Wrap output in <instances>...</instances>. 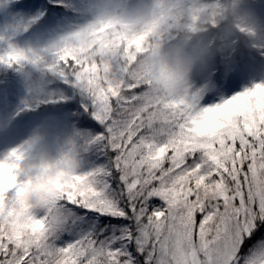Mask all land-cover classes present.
<instances>
[{"label":"snow or ice","instance_id":"1","mask_svg":"<svg viewBox=\"0 0 264 264\" xmlns=\"http://www.w3.org/2000/svg\"><path fill=\"white\" fill-rule=\"evenodd\" d=\"M202 4L0 0V66L62 86L35 105L75 109L84 163L36 216L0 165V264H264V77L168 96L146 70Z\"/></svg>","mask_w":264,"mask_h":264},{"label":"clouds","instance_id":"2","mask_svg":"<svg viewBox=\"0 0 264 264\" xmlns=\"http://www.w3.org/2000/svg\"><path fill=\"white\" fill-rule=\"evenodd\" d=\"M94 2L118 9L121 0ZM165 2L128 0V8L147 11L153 4ZM258 2L203 0L196 19L174 14L173 27L164 31L158 55L146 57V70L153 73L156 86L168 96H178L193 85L208 83L217 72L240 70L245 57L250 61L259 58L264 77V14L258 10ZM0 165H14L12 173L22 189L17 196L16 214L27 212L32 216L38 215L84 167L78 158L73 126L52 114L41 116L18 138L0 139ZM3 174L0 168V176Z\"/></svg>","mask_w":264,"mask_h":264},{"label":"trees","instance_id":"3","mask_svg":"<svg viewBox=\"0 0 264 264\" xmlns=\"http://www.w3.org/2000/svg\"><path fill=\"white\" fill-rule=\"evenodd\" d=\"M258 10L261 14H264V0H259ZM241 64H245L248 69L261 70L259 58L256 61H250L245 57ZM24 77H26L28 85L18 89L16 83ZM24 89L21 103L17 104L13 102V97L16 94H22L21 92ZM61 91H63L62 86H58L55 82L42 78L38 73L29 68L16 71L0 66V123L5 125L6 132H8L11 127L25 129V127L30 126L41 116L52 114L58 121L79 127L71 118V112H74L75 109L69 111L64 105L60 104L42 103L38 106L32 104L33 99L40 98L48 93H59ZM25 103L32 105L30 110L25 108ZM22 106H24L23 111L20 110Z\"/></svg>","mask_w":264,"mask_h":264},{"label":"rangeland","instance_id":"4","mask_svg":"<svg viewBox=\"0 0 264 264\" xmlns=\"http://www.w3.org/2000/svg\"><path fill=\"white\" fill-rule=\"evenodd\" d=\"M8 19H9V17L7 15H4L3 19L0 20V24L6 23L8 21ZM236 73H239L243 76V82L244 83H247L249 80H258L261 78V70L254 69V68L248 69V67H246L245 64H241L240 70L236 71ZM16 84H17L18 89H20L23 86L28 85L26 77L22 78V80L19 79ZM24 91H25V89L22 90V92H21L22 94H16V96L13 97V99H14L13 102L20 104L22 101V99H21L22 95L24 96V94H23ZM0 122H1V115H0ZM27 127H25V129L11 127L9 129V131L6 132L5 125L0 123V133H2V134H0V139L11 140L13 138H18L19 136L24 134Z\"/></svg>","mask_w":264,"mask_h":264}]
</instances>
